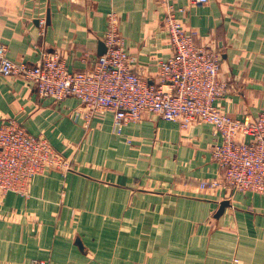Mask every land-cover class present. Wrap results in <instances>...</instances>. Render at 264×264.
<instances>
[{"label":"crops","instance_id":"1","mask_svg":"<svg viewBox=\"0 0 264 264\" xmlns=\"http://www.w3.org/2000/svg\"><path fill=\"white\" fill-rule=\"evenodd\" d=\"M160 1L0 0V44L15 63L36 64L47 52L89 70L115 12L132 68L157 85L159 63L173 54ZM174 1L197 45L221 51V111L257 120L264 0ZM86 112L74 98H41L23 79L0 75V127L23 124L71 164L37 176L28 196L0 197V264H264V194L201 188L224 174L211 125L182 129L145 115L118 137L113 114L87 122ZM223 201L230 206L217 218Z\"/></svg>","mask_w":264,"mask_h":264},{"label":"built area","instance_id":"2","mask_svg":"<svg viewBox=\"0 0 264 264\" xmlns=\"http://www.w3.org/2000/svg\"><path fill=\"white\" fill-rule=\"evenodd\" d=\"M160 2L173 54L159 63L157 85L148 84L132 68L115 12L107 16L103 40L107 52L91 69L70 74L58 54L47 52L36 64L15 63L8 57V46L0 44V75L23 79L41 98L76 99L87 110V122L97 113L113 114L114 133L119 137L145 115L177 123L182 129L211 125L221 139L212 157L224 174L219 181L204 182L202 189L227 187L234 194H264V110L257 120L233 118L221 111L218 101L227 90L219 82L221 51L198 46L197 33L187 31L180 19L185 10L174 0ZM51 169L68 172L70 163L47 139L32 136L14 121L0 127V197L28 196L34 179Z\"/></svg>","mask_w":264,"mask_h":264},{"label":"water","instance_id":"3","mask_svg":"<svg viewBox=\"0 0 264 264\" xmlns=\"http://www.w3.org/2000/svg\"><path fill=\"white\" fill-rule=\"evenodd\" d=\"M107 49L105 46V43H100L99 45V56H103L104 54H106ZM68 71L70 74H72L74 72L73 70V59L70 62V65L68 67ZM230 206V202L229 201H223L220 205V209L216 215L217 218H219L220 216H222V214L224 213V210Z\"/></svg>","mask_w":264,"mask_h":264},{"label":"rangeland","instance_id":"4","mask_svg":"<svg viewBox=\"0 0 264 264\" xmlns=\"http://www.w3.org/2000/svg\"><path fill=\"white\" fill-rule=\"evenodd\" d=\"M119 137V136H118ZM121 137H123V136H121ZM128 141H132L131 139H126V142L128 143ZM128 144H131V142L130 143H128ZM54 170V169H53ZM70 171H71V164H70ZM70 171H68V172H70ZM67 172V173H68ZM216 181H219V180H215V181H211V182H216ZM204 183H202V185H203ZM202 185H201V188H202ZM209 189V188H208ZM9 195V194H8ZM21 196V195H20ZM48 261V260H47ZM50 262V261H49Z\"/></svg>","mask_w":264,"mask_h":264}]
</instances>
